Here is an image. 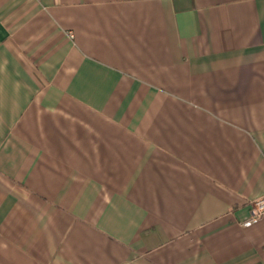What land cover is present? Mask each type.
<instances>
[{
  "label": "crops",
  "instance_id": "obj_1",
  "mask_svg": "<svg viewBox=\"0 0 264 264\" xmlns=\"http://www.w3.org/2000/svg\"><path fill=\"white\" fill-rule=\"evenodd\" d=\"M262 197L264 0H0V264H264Z\"/></svg>",
  "mask_w": 264,
  "mask_h": 264
},
{
  "label": "built area",
  "instance_id": "obj_2",
  "mask_svg": "<svg viewBox=\"0 0 264 264\" xmlns=\"http://www.w3.org/2000/svg\"><path fill=\"white\" fill-rule=\"evenodd\" d=\"M71 37V34H69ZM264 219V197L256 199L250 203L249 217L240 223L242 228H248Z\"/></svg>",
  "mask_w": 264,
  "mask_h": 264
}]
</instances>
